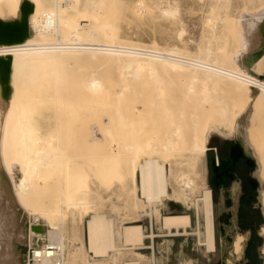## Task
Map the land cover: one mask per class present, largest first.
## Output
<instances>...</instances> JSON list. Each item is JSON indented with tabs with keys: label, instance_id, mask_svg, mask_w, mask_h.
Returning a JSON list of instances; mask_svg holds the SVG:
<instances>
[{
	"label": "bare ground",
	"instance_id": "obj_1",
	"mask_svg": "<svg viewBox=\"0 0 264 264\" xmlns=\"http://www.w3.org/2000/svg\"><path fill=\"white\" fill-rule=\"evenodd\" d=\"M198 1L203 33L200 42L191 48L184 38L186 28L179 22L176 0H154L151 6L144 7L145 13L137 11L140 8L131 12L134 21L149 15L159 21L179 20L172 28L176 39L172 43L133 39L136 34L122 24L125 17L117 23L107 20V16L115 15L109 12L110 6L118 8L119 0H0V84L6 85L7 91L6 104H0V208L5 211L0 215V264H51L46 256L30 263L20 250V243L38 247L43 231L46 241L58 247L57 264H94L101 258L118 257L122 249L151 246L144 244L143 237H153V232L145 234L142 225L133 222L121 225V244L117 245L111 218L104 212L92 211L84 225L87 248L92 254L85 256L82 242L75 243V233L69 236L67 232L64 209L85 203L80 188L83 183L77 181L73 188L65 190L62 183L55 191L57 196L42 190L53 178L43 174L40 167L48 159L47 146L23 141L27 131L19 122L45 109L57 111L54 101L65 96L66 86L73 116H99L96 119L103 122L115 118L121 129L125 122L136 121L130 140L119 147L111 144L114 154L125 156L120 181L124 185L128 178L132 183L130 191L138 188L149 205L168 198V212L161 222L176 232L179 226L185 228L190 223V217L186 211L172 210L179 205L169 199L167 183L173 169L168 172L166 163L179 152L192 159L201 157L212 148L211 140L237 133L241 144L231 146V157L212 159L211 179L218 178L217 183L224 185L232 178L228 169L242 155L251 169L254 166L256 179L251 177L259 185L263 216L258 232L264 235V144L252 141L245 110L249 100L264 105V78L258 76L264 73V49L254 61L261 62V71L257 72L251 68V53L243 47V28L253 22L251 14L264 8V0H245L235 16L231 8L237 0ZM141 2L136 0L134 8ZM244 7L254 11H245ZM177 80L181 82L178 90L167 91L165 82L178 83ZM143 115L163 121L160 141L141 139L146 132L140 122ZM244 151L254 155L255 160ZM237 153L240 154L235 156ZM183 183L190 187L193 179L185 178ZM227 187L233 199L227 206L230 207L241 188L238 183ZM201 194L203 239L199 241L207 251H215L210 188H204ZM227 207L224 205L222 210ZM147 212L151 215L149 209ZM46 222L50 225L45 228ZM239 231L238 238L230 239L236 254L242 235L247 238V230ZM245 243L246 240L243 246ZM134 254L142 255L139 251ZM225 254L226 251L220 258L222 264H226ZM121 264L143 263L132 257Z\"/></svg>",
	"mask_w": 264,
	"mask_h": 264
},
{
	"label": "rangeland",
	"instance_id": "obj_2",
	"mask_svg": "<svg viewBox=\"0 0 264 264\" xmlns=\"http://www.w3.org/2000/svg\"><path fill=\"white\" fill-rule=\"evenodd\" d=\"M119 1L118 8H111V5L109 10L110 13L115 14H111L110 16H115V18L107 16L106 19L117 23L121 21L122 17H125L122 24L127 30L136 34L132 36L133 39L144 41L153 39L158 43L176 42L172 28L175 27L174 25H177L179 20L171 22L159 21L154 15H149L145 19L134 21L136 18L131 13L133 9L136 11L140 8L137 11L145 13L144 7L147 8V5L148 7L151 6L154 0H143L141 3H136V9L134 8L136 0ZM166 1L163 0V3ZM176 1L180 7L179 22L183 23L186 28L184 38L188 46L193 48L200 42L203 33V24L200 19L202 13L200 9L201 5L198 0ZM142 3L143 7L141 6ZM234 4L231 12L235 16L240 11L239 6H244L246 2L245 0H237ZM8 5L10 4L8 3ZM244 10L254 11L245 7ZM251 15L253 16H250V18L254 19L251 23L264 25V8ZM243 32L245 33V30ZM240 62L245 66H250L244 59H241ZM251 68L254 71L260 72L261 62L253 63ZM258 76L264 78V73L262 72ZM162 77L164 76L162 75ZM180 84V81L178 83L165 82V87L167 91L174 89L176 92ZM5 86L0 84L1 106L6 104L7 91H5ZM63 91L65 92L63 94L65 96H61L54 101L58 105L57 111L51 112L45 109L40 111L37 116L24 117L19 123L22 129L27 131V135H25L27 137L22 136L23 141L26 140L28 143L33 142L34 146H40L43 143L47 146L48 159L42 162L40 167L43 174L51 175L53 178L45 184L42 188L43 191L52 192L54 196H57L55 191L59 187H62V183L65 184L62 190L69 187L73 188V185L77 181L83 183L80 188L82 189L81 195L85 203L64 206L66 229L69 236L74 232L76 236L74 242H82L85 251L84 255L91 257L92 252L87 248L84 225L92 211L104 212L111 218L114 242L117 245L121 244L120 237L118 236L121 225L127 222L140 223L145 234H150V231L153 232V237H143L144 244L151 245L152 247L122 249L118 257L113 259L110 256L101 258V260L94 262V264H121L124 259L132 257H138L139 261L143 264H222L220 258L225 251L224 259L226 264H235L236 261L240 264L260 263V253L264 250V235L258 232L263 219V216H261L262 201L258 198V183L256 188L248 183L251 168L246 163L245 157L243 155L240 156L234 168L229 171L240 179L241 190L238 205L236 201L235 204L227 207L228 210H222L226 194L222 197L218 188L210 181L212 159L215 155H219L222 158L229 157L232 144H241L238 141L237 133H234L229 138L220 137L217 140H211L210 145L212 148L208 149L201 157L192 159L190 155L179 152L171 158L170 162L166 163L168 172L170 168L171 170L173 169L167 183L169 199L175 200L179 205V207L172 210L174 212L186 211L190 217V223L185 228L179 226V231L176 232L175 228H168L161 222L162 216L168 212V198L162 197L161 201H155L149 205L140 194L138 188L130 191L132 183L128 178L124 181V185L120 181L122 158L125 156L121 158V155L114 154L111 144L115 143L119 147L121 143L130 140L134 136L136 121L125 122L124 129H121L117 127L116 119L112 118V121H110L108 116V121L105 122L96 119L99 116L94 119H90L88 115L84 118L80 115L75 117L68 108V104L72 101V99L67 98L68 87H63ZM137 105L140 106V102ZM245 110L247 111V127L251 139L260 146L264 144V105L249 100L246 102ZM103 114L107 115L106 113ZM158 119L160 117L154 118L151 115L142 116L140 122L146 132L142 134L141 139L160 141L163 121ZM114 121L116 122L114 123ZM23 145L27 147V144ZM246 154L255 160L254 155ZM251 174L254 176L253 171ZM185 178H192L194 185L192 184L193 186L190 185V187L186 186L183 183ZM206 187L210 188L212 194L215 251H207L205 246L199 241V238L203 239V211L200 199L201 193ZM225 191H227V186H225ZM148 209L151 215L148 214ZM1 213L5 214V211L0 208V215H2ZM11 220L10 218V222ZM49 225L50 223L46 222L44 227L46 228ZM240 228L247 230V238L244 235L240 236L239 251L236 254L234 247L230 243V239L234 240L239 237L238 235L241 234ZM197 230H199L198 233L196 232ZM44 235L45 231L42 232L38 243L46 241ZM245 240L246 243L243 246ZM259 246L261 247L258 249ZM25 248L27 250V245L20 243L21 252L26 253ZM136 251L141 252L142 255L136 256L137 254H134ZM78 264L84 263L79 262Z\"/></svg>",
	"mask_w": 264,
	"mask_h": 264
},
{
	"label": "crops",
	"instance_id": "obj_3",
	"mask_svg": "<svg viewBox=\"0 0 264 264\" xmlns=\"http://www.w3.org/2000/svg\"><path fill=\"white\" fill-rule=\"evenodd\" d=\"M243 30H245V39L247 41L243 44V47L251 53V56L249 54V60L254 63L262 49H264V25L249 22L245 24ZM253 170L254 169L250 170V173H252Z\"/></svg>",
	"mask_w": 264,
	"mask_h": 264
},
{
	"label": "built area",
	"instance_id": "obj_4",
	"mask_svg": "<svg viewBox=\"0 0 264 264\" xmlns=\"http://www.w3.org/2000/svg\"><path fill=\"white\" fill-rule=\"evenodd\" d=\"M263 254V255H262ZM43 256H46L51 261V264H57L58 261V247L47 241L40 243L38 247L31 246L26 250V259L30 263L39 261ZM264 264V253L260 254V263Z\"/></svg>",
	"mask_w": 264,
	"mask_h": 264
},
{
	"label": "flooded vegetation",
	"instance_id": "obj_5",
	"mask_svg": "<svg viewBox=\"0 0 264 264\" xmlns=\"http://www.w3.org/2000/svg\"><path fill=\"white\" fill-rule=\"evenodd\" d=\"M233 145V144H232ZM232 153H234L233 152V150H232ZM244 153H245V151H244ZM240 153H237V155H235V156H238ZM234 155V154H233ZM219 155H215V157H218ZM231 157V150H230V155H229V158ZM240 157V156H239ZM222 158V157H221ZM238 159V158H237ZM238 160H236L235 162H234V164H232V167H230L229 169H228V172L231 170V169H233L234 168V166H235V163L237 162ZM216 162H218L217 160H216ZM249 166H250V168H251V164L250 163H248V162H246ZM231 165V164H230ZM253 168H254V166H253ZM252 168V169H253ZM252 169H250V170H252ZM230 173V172H229ZM251 173H250V177H249V184H251L253 187H257V182H255V180L251 177ZM213 176V172H212V175L210 176V181H211V183L214 185V186H216L217 188H218V190H219V192L221 193H223V196H224V194H226V196H224V205L227 207V206H229V204H231V203H233V199H231L232 198V196L230 195V193H229V188L227 187V191H225V187H222V186H229L230 184L231 185H233L234 183H238L239 185H240V179H239V177L238 176H234V175H232V178H230L228 181H225L224 182V185H222V184H218L217 183V181L219 182V179L218 178H215L214 179V181H213V178L211 179V177ZM254 177V176H253ZM255 178V177H254ZM256 179V178H255ZM228 182H230L229 184H227ZM240 188H241V185H240ZM240 195V194H239ZM230 196V197H229ZM238 198H239V196H238ZM238 198H237V205H238ZM236 208H237V206H236ZM241 230H245V229H242V228H240Z\"/></svg>",
	"mask_w": 264,
	"mask_h": 264
},
{
	"label": "trees",
	"instance_id": "obj_6",
	"mask_svg": "<svg viewBox=\"0 0 264 264\" xmlns=\"http://www.w3.org/2000/svg\"><path fill=\"white\" fill-rule=\"evenodd\" d=\"M257 217H259V216L257 215Z\"/></svg>",
	"mask_w": 264,
	"mask_h": 264
}]
</instances>
